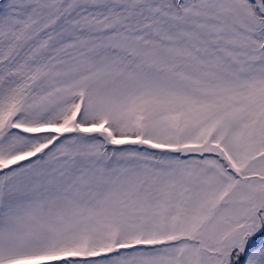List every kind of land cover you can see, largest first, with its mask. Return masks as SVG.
<instances>
[{
  "label": "snow or ice",
  "instance_id": "1",
  "mask_svg": "<svg viewBox=\"0 0 264 264\" xmlns=\"http://www.w3.org/2000/svg\"><path fill=\"white\" fill-rule=\"evenodd\" d=\"M0 264H264V0H0Z\"/></svg>",
  "mask_w": 264,
  "mask_h": 264
}]
</instances>
